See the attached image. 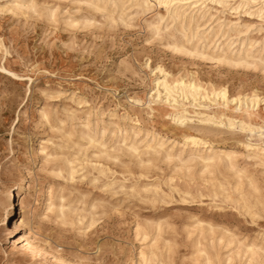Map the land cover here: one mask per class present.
<instances>
[{"label":"rangeland","instance_id":"obj_1","mask_svg":"<svg viewBox=\"0 0 264 264\" xmlns=\"http://www.w3.org/2000/svg\"><path fill=\"white\" fill-rule=\"evenodd\" d=\"M22 1L30 7L0 13V66L14 73L0 71V201L7 191L23 221L11 236L9 223L0 224V264H264V157L245 147L264 146V67L218 71L174 51L186 43L195 52L154 0L148 9L138 0ZM208 6L212 17L197 24L218 29L211 47L252 43L262 56L264 34L251 9ZM224 19L237 24L223 37L225 27L215 24ZM197 49L217 60L216 51ZM164 77L200 85L187 97L175 89L184 117L164 103L156 84ZM222 86L227 106L212 96ZM251 94L261 99L258 115L244 111ZM188 133L206 142L197 153L183 142ZM154 139L163 148H149ZM208 145L234 152L233 168L226 160L206 168L198 155ZM235 171L243 174L237 187Z\"/></svg>","mask_w":264,"mask_h":264},{"label":"bare ground","instance_id":"obj_2","mask_svg":"<svg viewBox=\"0 0 264 264\" xmlns=\"http://www.w3.org/2000/svg\"><path fill=\"white\" fill-rule=\"evenodd\" d=\"M94 1V0H93ZM115 1L117 2L118 0H114V3ZM152 0H138V5L141 6L143 9H148L152 3H150ZM229 0H174V3H175V6L174 7H171L170 9H165L166 10V13L168 15V17L171 19V21H178V23L180 24V31L182 33V36L183 38L186 39V42L189 43L190 45H192V47L194 48V51L195 52H198L200 54H206L208 55L209 57L211 58H214L213 57V54H209V53H206V52H200L197 47L201 46L203 47L204 49H210L211 53H213V51H216V59L217 60H220V59H226L232 63H235V64H245V65H248V64H253L255 65L257 62L260 63L261 61V57H259L258 55L255 54L256 50L253 49L252 47V43H248L246 44L244 47H241L238 51L237 50H234V48H231V43L229 42H226V46H223L224 44H221L222 42H217V43H213L214 45L211 47L210 46V42L213 41V37L216 35V31L218 30L217 28H222L221 26L225 27V30L222 29L221 31V35H223L224 37V33H226V31H230L232 30L237 22H231V20H218L216 22V26H217V30L214 31V27L211 26L209 27V30L204 28V29H201L199 31L198 27L199 25L197 24V21H198V18H202L204 17L206 14L208 15V17L205 19V20H208L212 17V14H208V10L211 9L210 6H208L209 3H214V4H218L220 5L221 2L225 3V4H228ZM231 1H234L233 3H236L235 6H232L230 7L231 10H236L238 7H240L241 4H249L251 5L252 4V0H238L236 2V0H231ZM136 2V0H135ZM134 2V3H135ZM164 2V0H154V4L156 5H160V3ZM167 2L169 3H172L173 0H167ZM257 4L259 3V0H256ZM9 4V3H8ZM136 4V3H135ZM147 4L148 7H144V5ZM192 4H196V5H202V6H199V7H196V8H193L191 7ZM15 5H20L21 7L19 8H16ZM111 5V4H110ZM116 5V4H115ZM137 5V6H138ZM232 5V4H231ZM10 7L9 10L10 11H22L23 8H29V4L26 5V3H23L22 0H11L10 2ZM98 7V6H97ZM95 7V8H97ZM229 8V9H230ZM228 9V8H227ZM251 9V12H256L257 13V17H258V12H259V9L258 8H254V7H249L248 10ZM142 10V9H141ZM116 11V10H115ZM218 11V10H217ZM158 12V11H157ZM237 12V11H236ZM241 12V11H240ZM249 12V11H248ZM250 12V13H251ZM249 16V15H248ZM198 17V18H197ZM217 18V17H216ZM158 19V18H157ZM183 19L187 20V21H183ZM219 19V18H218ZM159 20V19H158ZM163 21V20H162ZM166 21V20H165ZM184 22V23H183ZM239 23V22H238ZM260 25V24H259ZM164 26V25H163ZM210 26V25H209ZM207 27V26H206ZM151 29V28H150ZM163 29V28H162ZM180 35V34H179ZM219 35V36H221ZM174 38V37H173ZM182 38V39H183ZM219 38V37H218ZM231 40V39H230ZM184 41V40H183ZM221 41V40H220ZM232 41V40H231ZM224 42V41H223ZM186 44V43H185ZM185 44L184 43H181V44H177L175 47H180V48H184L185 47ZM212 45V44H211ZM186 49V48H184ZM187 51H189L188 49H186ZM259 51V50H258ZM257 51V52H258ZM209 52V51H208ZM259 54V53H258ZM234 57V58H233ZM0 69H3V71H6L8 73H11V74H14L13 72H11L9 69H7L6 67L4 66H0ZM162 77V76H161ZM181 78V77H180ZM160 81V82H159ZM187 82L183 81L182 78L181 79H177L175 78V80H172L171 82H169L166 77H164L162 80H158V82L156 83L157 85H162V88L164 90V95H165V101L164 103L167 104V106L170 107L171 109V114L173 116L175 115H180V118L181 117H184L182 113H184V111H187V109H185V106H184V103L183 102H178V99L176 97L174 92H175V89L177 91H180L181 92V96H186L187 94H191L193 95V93H195L196 91H199L200 90V85L196 82H193V81H188L186 80ZM202 89V88H201ZM219 91V89H218ZM207 93V92H206ZM159 92H157V97L159 96ZM189 95V96H191ZM198 95V94H197ZM196 95V96H197ZM205 95V94H204ZM188 96V95H187ZM186 96V97H187ZM195 96V95H194ZM193 96V97H194ZM195 96V97H196ZM206 96V95H205ZM213 96V95H212ZM236 96V95H235ZM192 97V96H191ZM194 97V98H195ZM198 97V96H197ZM203 97V95H202ZM183 98V97H182ZM199 98L200 95H199ZM209 98V96H208ZM243 98V97H242ZM198 99V98H197ZM196 99V100H197ZM202 99V98H201ZM205 99V97H204ZM223 99V97H222ZM236 99V98H235ZM234 99V100H235ZM193 100V98H192ZM207 101V98L205 99ZM229 100V99H228ZM183 101H186L183 100ZM215 101V100H214ZM230 101V100H229ZM242 101V100H241ZM240 101V103H241ZM261 101V99L257 96V95H253L251 94L250 96L246 97L245 101H244V106H245V113L247 115H258L259 112H255L254 110V107H256V110L257 108L259 107V102ZM194 104H195V101L193 100ZM197 102V101H196ZM213 102V101H211ZM223 102V101H222ZM239 102V101H238ZM192 103V101H191ZM210 103V102H209ZM193 104V103H192ZM224 104V103H223ZM242 104V105H243ZM207 105V104H206ZM204 105V107L206 106ZM214 105V104H213ZM241 104H239L238 108L237 109H240ZM241 105V106H242ZM197 106H200L199 104ZM189 107V106H188ZM206 108V107H205ZM208 109V107H207ZM263 110H264V98H263ZM188 112V111H187ZM186 113V112H185ZM199 113V112H198ZM201 113V112H200ZM204 113V112H203ZM244 113V112H243ZM191 114V113H189ZM90 115V113H89ZM210 116V115H209ZM220 116V115H219ZM243 116V115H242ZM187 117V116H186ZM177 118V117H176ZM179 118V117H178ZM174 119V118H173ZM186 119V118H184ZM183 120V119H182ZM220 120V119H219ZM184 121V120H183ZM205 121V120H204ZM243 121V120H242ZM246 121V120H245ZM244 125V123H243ZM258 125V124H257ZM131 126V125H130ZM121 127V126H120ZM119 127V129H120ZM129 127V126H128ZM193 127V126H192ZM259 128H261V126H258ZM258 127H249L250 131L251 132H254V129L255 128H258ZM195 128V127H193ZM198 128V127H197ZM195 131V130H194ZM105 134V133H104ZM132 134V133H131ZM262 134V133H261ZM130 135V134H129ZM162 137V136H161ZM157 138V137H156ZM185 143H190L192 145V147L196 150V153H197V150L200 151V144L204 145L206 144V142H202L203 140L199 139L197 136L191 134V133H188V134H185L184 137H183ZM155 140V139H154ZM161 140V139H160ZM163 141V140H162ZM134 142V141H133ZM179 143V142H178ZM146 144V143H145ZM163 142L159 141V140H155L153 141V144H148V147L149 148H153V149H156L155 147H159V148H163ZM147 146V145H146ZM207 147V148H206ZM205 148L207 149L208 152L204 153V154H200L198 155V158L200 159L201 162H204L205 163V167L208 168V167H211V166H217L219 165L220 162H222L223 160H226L228 161V164L227 166L228 167H231L233 168V165H234V152H231V151H226L224 150L223 148H218L219 151H213V149H209L211 148V145H208L206 146ZM245 147L248 148V149H251V150H254V155L255 156H262L264 157V146H258V145H253V144H250V143H246L245 144ZM138 148V147H137ZM204 149V148H203ZM209 149V150H208ZM217 149V150H218ZM257 150V151H255ZM206 151V150H205ZM250 152V151H249ZM192 153V152H191ZM169 155V153H167ZM193 154V153H192ZM195 154V153H194ZM186 155V154H185ZM197 156V155H196ZM148 158V157H147ZM184 159V158H183ZM261 160V159H260ZM81 164V163H80ZM91 170V169H90ZM235 175H236V183H235V187L239 186L242 182H241V179H242V175L241 173L235 171ZM156 186V185H155ZM175 192V191H174ZM190 193V192H189ZM212 193V192H211ZM11 198V197H10ZM184 199V198H183ZM18 205V203L16 204H12L10 202V206L12 208V211L10 212L9 214V217L8 219L5 221L4 217H3V223L7 224V222L9 223V226L7 227V234L9 236H11L13 233H17L20 229V224H22V220H20L18 222V218L16 217V206ZM13 229H16L15 231H13ZM18 241L17 242H25V240H21V237H18ZM202 240V239H201ZM248 244V243H247ZM253 245V244H252ZM25 248L27 249V251H30L32 253L35 252V249L34 247L32 246V244L30 242H25L24 245ZM153 253V252H152ZM218 254V252H217ZM141 255L143 256V253L141 252ZM154 255V254H153ZM250 258L252 259L255 255V251L253 252H250L249 254ZM153 258V257H152ZM157 261V259H156ZM199 262V261H197Z\"/></svg>","mask_w":264,"mask_h":264},{"label":"snow or ice","instance_id":"obj_3","mask_svg":"<svg viewBox=\"0 0 264 264\" xmlns=\"http://www.w3.org/2000/svg\"><path fill=\"white\" fill-rule=\"evenodd\" d=\"M89 8H92V7H96V5L94 4H91L89 3L87 5ZM175 6V3H174V0L172 3H169L167 2V0H164V2L160 3L159 7L162 8V9H170L171 7H174ZM199 6H202V5H196V4H192L191 7L193 8H196V7H199ZM220 7L222 8H230L232 7V5L230 4H225L223 2L220 3L219 5ZM12 7L10 5H5L3 8H0V13H7L9 8ZM16 8H19L21 7L20 5H15ZM37 7L36 5H32L31 6V10L33 13H35L36 15H40V13L37 11ZM48 8H52V6H46ZM144 7H148L147 4L144 5ZM241 8H244L245 10H247L249 7H254V8H258L259 9V12H258V19L260 20V28H261V31H262V34H264V0H259V3L257 4L256 0H252V4L249 5V4H241L240 5ZM153 8H155V5H153ZM235 10V9H234ZM60 11V8L57 7L55 8L54 10L51 11V16H52V19L55 20L56 19V16H57V12ZM248 15H252L254 17L257 16V13L256 12H251V13H246ZM253 28H255V25L252 26ZM155 36H154V40L155 39H159L160 38V31L159 29H155ZM153 41H149V43L151 44ZM174 51L176 52H180V53H184L185 55H188V56H191V57H194V58H199V59H202L204 61H210L212 64L216 65L217 66V70L220 71L222 70V68L224 66L228 67V68H232V67H236V68H239V67H242L243 65H240V64H233L232 62L226 60V59H220V60H214L213 58L209 57V56H200L198 52H188L186 49L184 48H180V47H177L175 49H173ZM262 55V58H261V61H260V64L262 67H264V53L261 54ZM148 64H151V61H147ZM247 67L251 68L253 67L252 64H248ZM0 71H3V69H0ZM139 71V74L140 75H144L145 77L147 76V73L143 72L142 69L138 70ZM148 73H152V68L149 67L148 68ZM163 70L160 69V68H157L156 69V72H162ZM153 77H155V73H152ZM137 78H139L137 76ZM221 83H222V80H221ZM228 93H229V88L228 86H222L219 88V91H216L215 90V87L213 88V96H215L217 99H219L220 97H223L224 101H225V106H227V101H228ZM255 95V94H253ZM156 101L159 102L162 100V97H155ZM235 101L233 100V103ZM139 103V102H138ZM150 103V106H151V101H149ZM169 119H171V117H169ZM212 121H209V123H211ZM178 123L180 124H184L185 121L181 120V121H178ZM220 128H223L224 125L221 124L219 126ZM119 163V161H117ZM184 203H188L187 200L183 201ZM260 208L262 209L259 213V219L261 220V222H264V204L260 205ZM12 211V208L10 206V201L8 199V193L7 191H5V194H4V198L2 201H0V213H2L5 221L8 219L9 217V214L10 212ZM63 211V209L61 210ZM251 211V209L249 210ZM48 217L47 216H44L43 217V220H47ZM255 220H256V217H254V220L253 222L255 223ZM3 221H0V224H2ZM74 226V225H73ZM16 229H13V231H15ZM262 236H264V233H261ZM255 251L254 249H249V252H253ZM201 255H203V253H201ZM208 264H212V261H209Z\"/></svg>","mask_w":264,"mask_h":264}]
</instances>
